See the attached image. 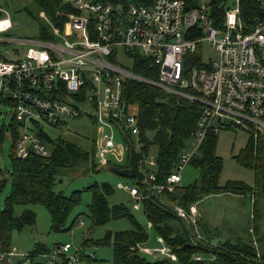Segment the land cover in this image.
Returning a JSON list of instances; mask_svg holds the SVG:
<instances>
[{
	"label": "built area",
	"instance_id": "built-area-1",
	"mask_svg": "<svg viewBox=\"0 0 264 264\" xmlns=\"http://www.w3.org/2000/svg\"><path fill=\"white\" fill-rule=\"evenodd\" d=\"M61 2L79 11L64 24L61 40L65 44L6 38L4 34L12 25L7 17L0 18V46L5 54L16 57L4 61L0 53V99L11 102L12 117L19 124L15 158L47 156L48 150L37 135L41 125L63 127L65 121L81 117H93L97 125L109 129L118 128L134 139L132 145L139 152L137 114L119 99L125 78L201 108L190 142L192 153L178 160L164 187L151 186L155 194L179 186V173L207 133L215 135L220 128L234 126L249 136L264 138V0H255L261 15L249 30L240 20L239 0L221 1V28L211 23L212 0H196L193 6L185 0H127L125 6L93 0ZM118 50L128 62L131 53L148 57L157 69L156 80L141 79L111 62L110 57L118 62ZM113 146L111 140H105L99 153ZM139 170L152 182L156 174L153 157L147 160L142 155ZM125 189L131 198L139 196L136 187ZM173 210L191 226L192 238L203 241L195 205L187 210L174 206ZM141 247L134 248L138 254ZM253 247L256 250L255 243ZM29 256L9 247L0 252V263L34 264L38 259L31 262ZM80 256V250L65 245L40 256V264H56L58 258L64 264H80ZM255 256V264H261L259 254Z\"/></svg>",
	"mask_w": 264,
	"mask_h": 264
},
{
	"label": "trees",
	"instance_id": "trees-1",
	"mask_svg": "<svg viewBox=\"0 0 264 264\" xmlns=\"http://www.w3.org/2000/svg\"><path fill=\"white\" fill-rule=\"evenodd\" d=\"M93 1L101 4L108 3L112 6L127 4V0ZM195 1L185 0L190 6H193ZM221 1L223 0H212L210 5L211 23L215 28H221L223 22ZM31 3L38 14L42 13L45 19V21L36 20L38 36L33 38L40 40L48 42L61 40L63 27L68 22L69 16L79 15V11L63 4L61 0H31ZM26 12L30 15L28 10ZM260 15V9L255 0H239V16L245 30H249ZM32 18L35 19V16L32 15ZM2 60L9 61L4 57ZM109 60L123 67L113 57ZM123 69L141 79L156 80V67L152 65L148 57L139 53H131L129 64ZM119 99L125 104L137 107L139 152L147 157L149 150L151 148L154 150L153 159L156 164L154 180L148 182L144 179L147 182L146 187L137 190L141 193L143 189L149 191L148 197L141 199L145 224L161 239L168 250V255L175 260V263L167 260L150 263L139 256L134 248L138 244L146 243V231L123 206L108 205L107 198L112 194V189L108 184L93 183L67 195L59 190L65 178L69 180L73 177L85 176L87 173L94 175L99 172L94 168L95 166L98 169L101 167L95 163L92 151L84 152L65 141L56 140L49 141L50 152L48 151L45 157L29 155L24 160L15 158L14 143L18 137L19 124L14 121L13 117L9 125L3 124L0 128V144H2L5 132H9L12 139L11 190L9 197L5 200L3 211L0 212V252L9 248V230L20 231L24 227L34 225V215L29 208L35 206L46 210L51 233H67L81 216L76 215L68 224L69 215L79 205L81 194L87 192L91 199L87 212L82 215L89 221L91 228L101 227L110 221L122 219H127L131 223L132 230L108 233L96 243V246L111 247L112 264H255L256 253L259 254V262L264 264V138L257 139V141L255 139V142L249 138L244 153L254 170L252 189L240 183H229L224 187L219 185L222 162L216 155L217 136L207 133L188 164L196 171L197 179L189 186H175L170 192L164 190L160 194H155L151 191V186L164 187L166 178L172 173L178 160L186 153L185 149L192 140L201 108L195 102L128 78L120 84ZM0 102L9 107L12 105L9 100L0 99ZM115 129L122 137L126 147V157H128V143H132V139L130 136L123 135L118 128ZM37 135L42 142L47 140L41 129ZM76 173H79V176H74ZM4 183L5 179L0 184V188ZM139 185L140 183L134 181L133 186L138 188ZM224 194L247 195L248 197L251 194V231L255 237L257 252L246 234L243 239L236 238L235 242L227 241L229 239L219 242L220 244L214 248L208 246L209 244L205 245L204 239L210 243L213 236L204 224H202L204 229L201 228L198 221L197 226L204 239L197 242L192 238L191 226L182 222L170 211L174 206L187 210L190 206L210 197H220ZM256 204L259 210L255 209ZM15 207L23 208L25 211L18 217H13L12 210ZM238 235L239 232L235 236ZM186 245H190V248L181 250V247ZM79 250L81 251L80 264L83 260L88 261L89 259L84 257L82 250ZM47 253V249L37 247L31 252L30 261L38 258L34 264H40V256ZM194 256H199L200 259L197 261L193 258ZM0 264L6 263L1 262ZM61 264L64 262L62 261Z\"/></svg>",
	"mask_w": 264,
	"mask_h": 264
},
{
	"label": "rangeland",
	"instance_id": "rangeland-1",
	"mask_svg": "<svg viewBox=\"0 0 264 264\" xmlns=\"http://www.w3.org/2000/svg\"><path fill=\"white\" fill-rule=\"evenodd\" d=\"M26 10H28L30 15L27 14ZM31 14L35 16V19L32 18ZM6 17L10 20L12 28L4 35L6 38L13 39L37 37V21H45L43 14H38L31 0H0V18ZM59 41L61 44H65L62 40ZM0 53L3 55L4 59L13 60L16 58L10 53L5 54V48L2 46H0ZM117 53L118 62L123 66L128 65L129 62L124 58L122 52L118 50ZM20 56L21 55H19V57ZM11 117L12 108L2 105L0 102V128L3 124L6 126L9 125ZM89 119L81 117L67 120L63 128L58 126L51 127L45 123L41 125V129L47 137V140H44L43 143L49 152V141L62 140L68 144L74 145L81 151H92L94 153L95 163L101 167L100 169H98L97 166L94 167L99 171L94 175H89V173H87L85 176L73 177L69 180L65 178L59 190L67 195L72 191L81 190L93 183L108 184L112 189V194L107 198L108 205L123 206L134 220L146 231L147 241L140 248L141 252L139 256L150 263L160 260H167L170 263H175V260L171 259L170 255H168V250L165 248L161 239L145 224L141 198H147L149 191L143 189V193L138 192L139 196L133 199L129 196L125 188L133 187L134 181L127 177L117 176L107 170L110 166L123 168L124 165H126L127 157L125 145L121 137L113 129L99 125L93 126L92 123H95L94 118L90 117ZM249 134L251 137L234 126H225L220 128L216 133V155L222 162V169L219 176V185L221 187L229 183H240L252 189L254 170L250 164V160L245 158L244 153L249 138L252 142H255L257 139L262 138V136L260 134ZM105 140H111L114 146L111 150L99 153V151L103 150V142ZM1 143L0 170L2 174L0 175V184L3 179H5V183L0 188V212L3 211L5 200L9 197L11 190L12 139L9 132H5ZM185 150L188 154H191L193 151L190 144ZM153 156L154 150L151 148L147 154V160L149 157ZM74 176H79V173H76ZM179 176L181 179V187L189 186L197 179L196 171L189 165L183 167ZM146 185L147 182L143 180L140 182L137 189L146 187ZM90 199L89 193L83 192L81 194L79 205L76 206L69 215L68 224H70L71 219L78 214L81 215L79 221L75 223L67 233L62 234H54L49 231V217L44 208L39 206L29 208V211L34 215V225L32 227H24L20 231L9 230V247L15 249L22 255H30L37 247H43L47 249L48 253H52L55 248L68 245L71 250L81 249L84 257L89 259L88 261L83 260L81 264H112L111 247L96 246V243L108 233L113 234L132 230L131 223L127 219H122L110 221L108 224L101 227L91 228L89 221L82 215L87 212ZM129 200H132V202L127 203ZM251 202V194L249 197L247 195L238 196L224 194L220 197H210L207 200L194 204L200 227L203 228L202 224H204L205 228L209 230L210 234L213 236L210 243L203 238L204 244H209L208 246L214 248L216 245L220 244L219 242L225 241L226 239H229L227 241L235 242L236 238L239 237V239H243L246 234L253 245V243H255V237L251 231ZM255 209H260L258 204L255 205ZM24 211L25 209L23 208L15 207L12 210V215L13 217H18ZM239 227H242V229H239ZM238 232L239 235L235 236ZM255 248L257 250L256 244ZM61 263V258H58L56 264Z\"/></svg>",
	"mask_w": 264,
	"mask_h": 264
},
{
	"label": "water",
	"instance_id": "water-1",
	"mask_svg": "<svg viewBox=\"0 0 264 264\" xmlns=\"http://www.w3.org/2000/svg\"><path fill=\"white\" fill-rule=\"evenodd\" d=\"M142 160L141 153L135 151L132 143H128V157L125 168L109 167L108 171L114 173L120 177H127L134 180L136 183H140L144 180L142 173L139 170V163ZM61 183V181H59ZM132 200H129L131 202ZM171 213L175 215V211L171 208ZM190 245L182 246L181 250H188Z\"/></svg>",
	"mask_w": 264,
	"mask_h": 264
},
{
	"label": "crops",
	"instance_id": "crops-1",
	"mask_svg": "<svg viewBox=\"0 0 264 264\" xmlns=\"http://www.w3.org/2000/svg\"><path fill=\"white\" fill-rule=\"evenodd\" d=\"M134 110H135V112H136V114H137V107H136V105H130ZM89 119V118H88ZM65 125V124H64ZM92 125L93 126H97V124L96 123H92ZM115 132H117L116 131V129H114V128H112ZM117 134H118V132H117ZM216 135V134H215ZM119 136L121 137V135L119 134ZM131 139H132V141H134V139L132 138V137H130ZM121 139H122V137H121ZM122 142H123V140H122ZM125 152H126V147H125ZM126 159V158H125ZM127 161V160H126ZM180 182H181V179H180ZM179 186H180V184H179ZM209 199V198H208ZM132 202V201H131ZM127 203H130L129 201L127 202ZM250 207H251V205H250ZM250 210H251V208H250ZM248 221V220H247ZM248 223V222H247ZM150 229V228H149ZM239 229H242V227H239ZM244 229V228H243Z\"/></svg>",
	"mask_w": 264,
	"mask_h": 264
}]
</instances>
